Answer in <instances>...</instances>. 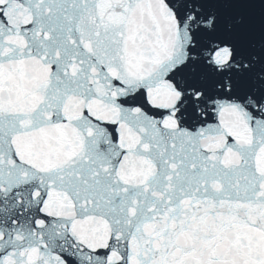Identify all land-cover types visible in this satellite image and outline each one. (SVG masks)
<instances>
[{
  "label": "snow or ice",
  "instance_id": "1",
  "mask_svg": "<svg viewBox=\"0 0 264 264\" xmlns=\"http://www.w3.org/2000/svg\"><path fill=\"white\" fill-rule=\"evenodd\" d=\"M0 264H264V0H0Z\"/></svg>",
  "mask_w": 264,
  "mask_h": 264
}]
</instances>
